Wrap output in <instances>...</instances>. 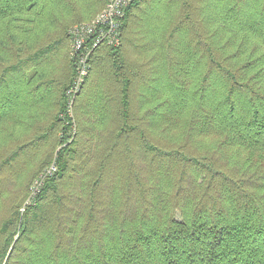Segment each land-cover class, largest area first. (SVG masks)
I'll use <instances>...</instances> for the list:
<instances>
[{"label": "trees", "instance_id": "16d2710c", "mask_svg": "<svg viewBox=\"0 0 264 264\" xmlns=\"http://www.w3.org/2000/svg\"><path fill=\"white\" fill-rule=\"evenodd\" d=\"M107 2L0 0V264H264V0H133L69 116Z\"/></svg>", "mask_w": 264, "mask_h": 264}, {"label": "built area", "instance_id": "2783aa9c", "mask_svg": "<svg viewBox=\"0 0 264 264\" xmlns=\"http://www.w3.org/2000/svg\"><path fill=\"white\" fill-rule=\"evenodd\" d=\"M133 0H108L88 21L72 24L68 28L69 54L75 66L74 77L65 90V112L72 116L75 100L90 72L92 53L101 45L118 46L121 42L122 24ZM57 170L55 162L44 168L29 188L24 205L33 204L47 177Z\"/></svg>", "mask_w": 264, "mask_h": 264}, {"label": "rangeland", "instance_id": "374dc122", "mask_svg": "<svg viewBox=\"0 0 264 264\" xmlns=\"http://www.w3.org/2000/svg\"><path fill=\"white\" fill-rule=\"evenodd\" d=\"M131 53H132V55L130 56ZM131 53L129 54V57L135 59V50H134L133 48H132ZM143 54H144V55H142L140 58H142V57H144V56H145V57H149V55H150L151 53H143ZM95 98H97V95L93 96V99H94V100H96ZM51 109H53V105H52V104H51ZM46 150H50L48 144H46V145L43 146L42 148L38 149V150H37V154H36V155L34 154V155L32 156V159H30L28 162L31 163V164H35V168H36V166H39V164H40V162H41V160H42V158H43V154H44V152H45ZM55 150H56V149H55ZM53 152H54V151H53ZM34 170H35V169H34ZM34 170H33V171H34ZM27 171H29V169H27ZM33 171H32V172H33ZM32 172H31V173H32ZM29 176H30V175L26 176L21 182L28 180ZM29 179H30V178H29ZM33 181H34V180H33ZM21 182H20V183H21ZM26 182H27V181H26ZM26 182H25V184H26ZM26 198H27V197H26ZM25 200H26V199H25ZM25 200H24L23 204H22L21 207H20V212H21V213L24 211L25 207L27 206V205H24V204H25ZM177 219L180 220L179 216H177Z\"/></svg>", "mask_w": 264, "mask_h": 264}]
</instances>
